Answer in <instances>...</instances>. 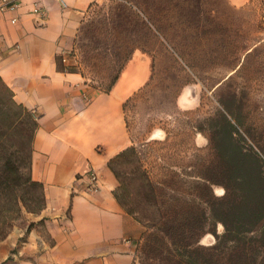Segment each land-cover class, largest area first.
<instances>
[{
	"label": "crops",
	"instance_id": "obj_1",
	"mask_svg": "<svg viewBox=\"0 0 264 264\" xmlns=\"http://www.w3.org/2000/svg\"><path fill=\"white\" fill-rule=\"evenodd\" d=\"M104 1L13 0L15 12L0 11V79L37 116L31 177L45 201L38 215L26 214L41 222L20 245L26 226L0 241V264H137L142 226L115 200L107 162L131 144L123 105L150 81L152 56L134 51L108 92L56 66L88 11ZM226 1L241 7L252 0ZM88 171L99 182L93 193L86 190Z\"/></svg>",
	"mask_w": 264,
	"mask_h": 264
},
{
	"label": "rangeland",
	"instance_id": "obj_2",
	"mask_svg": "<svg viewBox=\"0 0 264 264\" xmlns=\"http://www.w3.org/2000/svg\"><path fill=\"white\" fill-rule=\"evenodd\" d=\"M255 46L257 54L245 57ZM72 50L75 70L101 92L134 51L152 56L150 81L123 105V116L130 145L139 152L151 181L160 186L167 183L186 191L197 175L215 172L207 137L210 124L219 121L209 119L217 117L218 99L229 93H235L234 105L247 122L260 128L257 140L264 143L260 0L241 7L226 0L104 1L88 11ZM245 59L257 66L258 74L235 73L233 68ZM177 180L182 184L172 185ZM212 189L216 195L222 193L219 187ZM26 214L34 217L25 212L14 226L25 228L30 223ZM212 242L209 234L201 239L204 245ZM141 243L142 238L137 264Z\"/></svg>",
	"mask_w": 264,
	"mask_h": 264
},
{
	"label": "trees",
	"instance_id": "obj_3",
	"mask_svg": "<svg viewBox=\"0 0 264 264\" xmlns=\"http://www.w3.org/2000/svg\"><path fill=\"white\" fill-rule=\"evenodd\" d=\"M256 54L255 46L245 57ZM124 64L102 92L112 88ZM56 66L80 73L73 64L65 69L60 56ZM233 70L240 75L259 73L247 59ZM235 100V93L218 99L217 117L209 119L219 121L210 124L207 137L215 172L197 175L186 191L152 182L133 145L108 160L116 180L115 200L144 228L138 264H264V143L257 140L260 128L247 122ZM37 125V116L16 103L0 79V241L25 212L36 216L45 206L43 186L31 177ZM177 184L182 181L172 183ZM213 186L222 193L216 195ZM40 222L28 223L18 245ZM207 234L213 242L204 245L201 239Z\"/></svg>",
	"mask_w": 264,
	"mask_h": 264
},
{
	"label": "built area",
	"instance_id": "obj_4",
	"mask_svg": "<svg viewBox=\"0 0 264 264\" xmlns=\"http://www.w3.org/2000/svg\"><path fill=\"white\" fill-rule=\"evenodd\" d=\"M262 2H264V0H260ZM17 9V4L15 2H13V0H0V11H8V12H15ZM38 14H41V11L37 12ZM15 19L12 18L11 19V23H15ZM74 51L71 49L70 51L63 53L60 55V60L62 65L64 66V68L66 69L69 65H71V62L74 58ZM86 101H88L90 98L88 97H84ZM87 178H88V183H87V187L86 190L88 192H96L99 189V182H98V178L96 173H94V171H88L86 173Z\"/></svg>",
	"mask_w": 264,
	"mask_h": 264
}]
</instances>
